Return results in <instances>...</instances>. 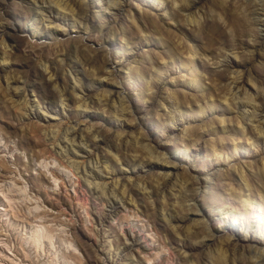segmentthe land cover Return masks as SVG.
Instances as JSON below:
<instances>
[{"label":"clouds","instance_id":"obj_1","mask_svg":"<svg viewBox=\"0 0 264 264\" xmlns=\"http://www.w3.org/2000/svg\"><path fill=\"white\" fill-rule=\"evenodd\" d=\"M0 264H264V0H0Z\"/></svg>","mask_w":264,"mask_h":264}]
</instances>
